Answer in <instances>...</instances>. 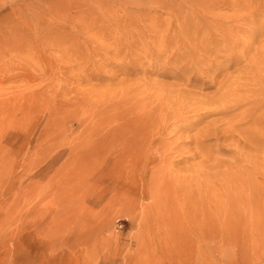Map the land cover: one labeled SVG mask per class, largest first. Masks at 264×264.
Returning <instances> with one entry per match:
<instances>
[{
	"label": "rangeland",
	"instance_id": "374dc122",
	"mask_svg": "<svg viewBox=\"0 0 264 264\" xmlns=\"http://www.w3.org/2000/svg\"><path fill=\"white\" fill-rule=\"evenodd\" d=\"M135 1L0 0V264H264V219L235 223L234 214L242 209L228 201L235 192L240 196L249 190L257 201H264V150L245 135L261 130H255L249 116H263L264 106L251 112L255 98L237 101L231 93L241 72L248 75L238 74L245 86L237 96L259 89L254 65L264 61V0ZM83 3H100L105 11L111 7V18L78 7ZM258 18L261 25L252 23ZM196 28L194 39L202 41L204 35L208 52H218L228 42L236 51L245 48L251 63L242 60L230 66L222 55L215 60L211 53L206 58L181 39L180 33L185 36ZM174 48L191 54L194 61H206L195 65L194 74ZM219 92L228 93L240 111L204 117L201 112H187L196 106L189 99L202 106V99L214 97L215 102ZM96 93L103 99L109 93L110 101L98 105ZM155 96L168 100L171 112H185L177 123L181 132L170 136L168 149L161 145L167 152L156 162L162 169L155 195L161 204L156 207L168 208L167 217L153 210L144 213L151 209L150 175L141 179L127 171L139 170L148 157L133 166L135 159H118L104 151L88 156L80 174L76 168L82 161L60 152L64 145H77L95 121L89 114L85 118V110H94L95 115L107 112L106 122L118 128L144 117L139 109L132 110L138 102L145 107V100ZM114 116L126 121L118 123L111 119ZM229 122L233 131L227 128ZM140 123L137 130L147 145L154 139L149 127L156 125L147 119ZM209 130L214 133L201 139L199 135ZM101 131V139L106 140L109 133ZM222 175L218 192L200 185L211 187ZM215 177L214 183L208 180ZM195 180L199 187L187 192L186 198L171 184L163 189L169 181L186 186ZM172 196L178 199L173 205L167 200ZM182 198L203 205L200 211L211 221L203 243L205 254H191L180 262L177 253L156 255L154 250L162 248L155 245L158 240L171 244L167 230L180 227L186 233V226L175 222L181 216ZM193 219L199 214L194 212ZM223 224H230L225 233ZM237 229L243 232L237 234ZM193 242L197 250L198 243ZM147 245L153 256L147 255ZM219 249L225 250L224 257Z\"/></svg>",
	"mask_w": 264,
	"mask_h": 264
},
{
	"label": "bare ground",
	"instance_id": "6f19581e",
	"mask_svg": "<svg viewBox=\"0 0 264 264\" xmlns=\"http://www.w3.org/2000/svg\"><path fill=\"white\" fill-rule=\"evenodd\" d=\"M135 1V0H132ZM136 2V1H135ZM83 3L82 5L79 4L78 7H82L84 6ZM86 9H95V12L97 14H99L100 16L103 15H107V18H111L110 14H112V8L108 7L106 9V11L104 10L105 7L100 4V3H94V4H88L87 6H84ZM115 18V17H114ZM252 23H256V24H262V19L258 18L257 21H252ZM232 27V26H230ZM185 29H189L188 27H185ZM198 28L194 29L193 32L189 31L185 36H183V34L180 33V35L182 36L181 39H183L184 41L188 42L189 45L192 47V49L194 48L196 51H202L206 54V58L208 56L209 53L213 54L212 58L215 60L219 59V56L222 55L223 60L227 63V64H231L230 66H238L240 65L242 60H245L246 63H251V61L247 58L246 56V51L245 48L242 51H236V47L231 46L228 42L223 43L219 50H217L218 52H208L207 50V46L209 45V43H207V40L204 39V35H202V41L201 40H195L194 35L196 33ZM230 28L227 26L226 29V36H230ZM240 34H244L245 31L243 30V28L239 27L238 28ZM215 32L218 33V30L216 29ZM210 34V32H209ZM209 36H213V35H209ZM218 39V36L216 37ZM175 42H178L180 40H178V38H174ZM210 40H212V38L210 37ZM225 39L223 38V41ZM250 46V45H247ZM175 52V55L177 57L180 58H184V60L187 62V66H191L194 74L196 72L195 69V65L197 64H201L204 65L205 63V59L200 60L199 58L196 59V61L193 60V58H191V54L190 55H184L181 53L177 52V49L174 48L173 49ZM190 57L191 61L189 62L188 58ZM219 66V63L214 65V71L212 72V74L214 76H216L218 74L217 72V67ZM256 67L255 70V74L254 77L258 80L259 82V89L255 88L250 90L247 94H245V92L242 91V96L243 97H239L237 96V93H239L241 91V87L245 86V81H239L237 78L241 77L239 75H243V77L247 76L248 73L246 72H241L238 73L236 75V80H235V84L231 90L232 96L237 98V101H241L244 98H255L254 102L251 103V112H255V110L259 109L260 106H264V91L262 92V87H264V61L258 66V65H254ZM258 67V68H257ZM126 70V67L122 68V71ZM251 79V78H250ZM241 80V79H240ZM230 81H234L231 80ZM239 81V82H237ZM212 84V83H211ZM231 84V83H230ZM106 94V99H103L99 96V98L97 97V93L95 94V98L94 100H96V103L99 105L101 104L102 101H108L110 96L109 93H105ZM263 96V97H261ZM124 97L127 100V94H124ZM214 98V97H213ZM212 99H202L201 101L203 102L202 106H200L197 102V100H192L189 99L191 102H195L196 106L195 107H191L189 110H187V112L191 113V114H195V113H199L201 112L202 114L199 115L200 117H204V116H228L231 113L240 111V107L236 106L234 101L229 100V95L228 93L225 94H221L220 92L217 94V98L215 100V102ZM93 100V101H94ZM183 100V99H182ZM110 101V100H109ZM127 103V102H125ZM139 106L134 107V109L132 110V112H135L136 110H140V112H142L145 116L144 117H138L137 119L133 120L130 119L128 120L129 123H123L126 120L121 116H114L111 119L117 118L118 123H123L122 125H120V127L118 128H114L113 126L110 127L111 125L108 124V121L106 122V120L108 119L109 114L107 112H104L103 114H94V110H85V118H88V114L89 116L92 115V119L95 118V121H93L92 123H90V126L88 129H86L85 131H83L82 133V139L80 140V142L75 145L72 146L70 148H67L64 146H62L63 148L60 150V152H66L69 155V158H78V160L82 161L80 163L77 164V168L76 170L81 174L86 170V164L84 162V160L88 157V156H92L94 157L95 154L97 153L98 155H102L104 153V151H108V152H113V154H115L118 159H123L125 157L128 158H132L135 159L134 161V165L136 166L137 160L141 157H148L147 160H142L140 162V169L136 170L137 168H135L134 170L131 169L129 170L127 168V171L130 172L131 174H133V172H135L137 175H141V179H143L144 174H148L150 175L149 178V188H148V194L150 196V200H151V209H148V212H144V213H149L152 212V210L158 214V215H163V217H167L168 215V208H162L156 205L157 204H161V201L159 199V197H157V200L155 198L156 195V191H158V186L157 183H159V175L161 173V167H158L156 162L158 163L161 160V155L165 154L167 151H164V149H168L170 147V136L175 135L176 133L181 132L182 130V126L178 125L177 123H179L181 121V116L183 114H185V112H181L178 113L177 111L171 112L172 109V105L168 103V100H164L159 96H155L152 99H150L149 101L145 100V103L142 104V106L145 107H141V102H138ZM247 107H250V104H246ZM123 107V106H122ZM154 107V108H153ZM139 110L136 112L138 113ZM127 113V111H126ZM169 113L173 114L171 116H168ZM129 114V113H127ZM255 113H252L249 117L250 120H252L255 124V130H259L258 134L256 133H247L245 134L248 138H250L251 140V144L257 145L259 148L264 150V139L260 138V135L262 138H264V112H263V116L261 115L260 117H256L254 115ZM95 115V116H94ZM126 115V114H124ZM147 119V121H150L151 123L155 124V127H149V129L151 131H153V140L150 141V143H147V145H144V139L142 136H139V132H141L140 130H137L138 126L141 127L142 124L140 123L142 120ZM80 121V120H79ZM123 121V122H121ZM117 123V122H116ZM173 123H175V126L173 125ZM233 122H229L227 124V128L231 131L234 130V127L232 126ZM195 125V123H193L192 127L193 128ZM184 126H187L186 124ZM91 127V128H90ZM78 129H81L80 124H78ZM101 129H105L106 133H109V137L106 138V140H104V138L101 139ZM119 129V130H117ZM175 132V133H174ZM214 132L209 130L208 133H203L200 134L199 136L201 137V139H203L204 137H206V135L208 134L209 136L211 134H213ZM225 133V132H223ZM260 133V134H259ZM93 135H96L93 137ZM92 136V137H91ZM89 137V138H88ZM93 138H95L94 140H92ZM156 138V140H155ZM167 140V141H164ZM161 145L164 147V149L161 147ZM114 150V151H113ZM56 153V152H55ZM61 154H58V157H60ZM119 168V167H118ZM113 168L109 169L112 170ZM216 172V171H215ZM230 174H225V177L229 176ZM223 176L222 175L220 178L215 177L214 179H208V180H212L213 183L216 180V184H210V186H205L204 183H200L201 186H203V188L207 191V190H211V188L213 190H215L216 192L220 191L219 189L223 187ZM231 179H227V185H231L230 189H234V187L232 186L233 183H231ZM207 183V182H206ZM167 184H171L173 186V189H178L179 192L181 193L180 196L184 198H186L185 194L187 192H189L191 189L195 188L198 189L199 185L196 182V180L194 182H192L191 184H188L186 186H183V183H176V181H169L166 182L165 184H163V189L164 188H168L166 185ZM227 185H226V189H227ZM252 186V185H251ZM160 187V186H159ZM253 187V186H252ZM247 194L252 195L253 197H249ZM246 195L241 194L240 196H238V193L235 192L234 197H229L228 201H234L238 204V207L242 209L241 213H235L234 216L237 218L235 223H241L240 220L242 219H250V220H255L256 222L260 221L259 218L264 219V201H257L255 199V196L252 194V192L249 190L248 193ZM180 197V198H181ZM190 199V198H189ZM188 199V201H186L185 199H180V202H184L182 204V208L180 210V214L181 216H178L175 219V222H181L180 224H178L179 226L183 225L186 226V233H183L182 228L177 227L174 229V231L171 230H167V233H165V236L168 235V238L170 239L171 244H169V242L167 243L166 241L163 240H158L155 245H160L162 248H160L159 250H154V253L157 254H167V253H177L178 255V259L180 262L184 261V260H188V257L191 254L194 255H204L205 254V250H204V240L206 239L205 236L207 235L206 232V227H209V223H210V219L208 217H205V215H207L206 213H204V211H200V207L204 208L203 205H200L198 202H190ZM167 200L172 202H175V200H178L177 198H175L174 196L170 198H167ZM156 207V208H154ZM194 212L196 214H199V219H193L194 217ZM242 213H246V214H242ZM217 218H219V214L218 212H216ZM142 221V219H141ZM221 226L223 227L224 233L227 231L226 229H228L230 227V224H223ZM236 231V230H235ZM217 234L219 235L220 232L219 230H216ZM243 231L237 229V234H241ZM254 232V234L258 233L257 232V228H253L252 233ZM261 234V232H260ZM187 236V239H183L182 237ZM250 237H255V235H252ZM260 237V236H259ZM254 239V238H253ZM252 239V240H253ZM193 240H195L198 244L197 250L194 247V242ZM251 240V241H252ZM253 242V241H252ZM221 245H219L218 247H220ZM225 247H227V245H224ZM146 248V253L148 256H153V251H150V247L147 245L145 246ZM149 250V251H148ZM227 252V248L225 249ZM225 250H217L218 253H220V256H225L226 252ZM197 253V254H196ZM187 256H184L186 255ZM192 256V255H191ZM191 259V257H190ZM203 264V263H201Z\"/></svg>",
	"mask_w": 264,
	"mask_h": 264
}]
</instances>
